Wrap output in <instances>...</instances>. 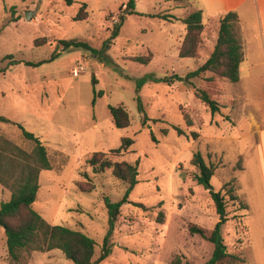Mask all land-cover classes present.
<instances>
[{
  "label": "rangeland",
  "instance_id": "rangeland-1",
  "mask_svg": "<svg viewBox=\"0 0 264 264\" xmlns=\"http://www.w3.org/2000/svg\"><path fill=\"white\" fill-rule=\"evenodd\" d=\"M129 1L0 0V66L5 69L0 72V115L10 120L0 121V135L30 150L32 142L18 127L22 124L40 137L52 164L40 173L34 207L50 223L80 229L94 238L97 259L109 228L103 198L118 201L128 188L111 170L95 173L87 163L89 155L103 151L113 161L138 162L139 182L121 207L111 237L112 253L97 264H171L175 256L205 264L214 244L189 228L215 227L220 215L210 190L222 187L235 188L240 196L227 200L229 220L222 236L231 251L250 241L244 253L253 264H260L256 249L264 239V199L258 169L249 165L248 170H239L257 141L256 132L249 135V127L264 125L259 102L264 99V67L247 52L240 80L225 82L218 96L220 111L213 116L194 95L193 86H200L201 79H192V86L178 77L203 64L213 50L217 20L211 22L210 16L216 14H203L207 30L202 57H182L179 49L186 25L181 19L198 7L189 0H134L137 14L128 13ZM84 3L89 16L77 20ZM119 21V34L112 38ZM43 38L46 43L40 44ZM73 38L89 42L97 53L62 47L61 54L50 60L58 40ZM150 53L148 62L132 59ZM40 61L44 62L28 64ZM164 77L169 80L155 79ZM95 89L103 94L93 103ZM119 104L130 114L128 127L115 125L109 105ZM126 136L134 144L120 153L112 151ZM197 151L214 167L210 188L194 178L198 168L192 159ZM10 197V189L0 184V205ZM242 202L248 208H242ZM7 262V237L0 226V264ZM28 264L75 263L62 250L53 249L32 252Z\"/></svg>",
  "mask_w": 264,
  "mask_h": 264
},
{
  "label": "trees",
  "instance_id": "trees-1",
  "mask_svg": "<svg viewBox=\"0 0 264 264\" xmlns=\"http://www.w3.org/2000/svg\"><path fill=\"white\" fill-rule=\"evenodd\" d=\"M72 2L73 0H68L69 4ZM128 6V13L138 14L134 0H130ZM88 16L87 4L84 3L76 14L75 19H86ZM122 18L123 15H121V21ZM181 20L186 25V34L180 45L179 55L182 57H202L201 45L205 32L202 9L189 11ZM121 21L114 25L112 38L117 37L119 34ZM40 41H42L40 44L46 43V38ZM243 43L244 37L239 14L236 10H230L219 21L218 36L214 49L210 52L206 61L195 70L188 72L185 77H178L179 80H185L192 86V79H201L200 86H193L194 95L205 103L213 116L220 111L218 96L222 94L225 82L236 83L240 80V67L244 60ZM62 47L64 49L84 47L97 53V50L85 40L77 38L60 39L58 40L57 49L52 53L50 60L57 58L61 54L59 48ZM10 56L8 55L6 58ZM151 58V53L145 57H132L133 60L146 62L150 61ZM43 62H28V64L39 65ZM4 70L0 66V72ZM155 79L157 81L169 80L168 77ZM93 83L94 85L97 83L95 76H93ZM140 86L141 81L138 83L137 92L140 91ZM95 94L93 103L96 101V96L102 95L103 92H97L95 89ZM137 100L139 109L142 110L141 97L138 96ZM109 109L117 127L124 128L130 125V114L123 105H109ZM184 116L187 117V124L192 125V120L187 115ZM148 119L145 114L144 121L146 122ZM0 121L9 122L10 120L4 115H0ZM18 127L21 129L23 136L32 142L30 150L10 138L0 135V184L11 191L10 199L3 201L0 205V226L4 227L7 237V264H28L32 252H46L53 249L62 250L66 258L72 260L75 264H97L104 260L112 253L111 237L115 230L121 207L128 202L131 191L139 182V163H131L126 160L113 161L103 151H95L87 157V163L95 173L111 170L113 176L128 184V188L120 200L112 201L106 195L103 198L108 210L109 228L103 240L101 253L95 259L97 242L94 238L80 229L52 224L35 209L34 204L40 189V173L42 170L51 169L52 164L47 147L40 137L34 132L28 131L22 124H18ZM174 127L180 134L184 133V130L179 126ZM163 132L167 133L168 130L165 128ZM151 135L156 140L153 132H151ZM134 142L135 140L132 137H123L121 145L112 151L120 153L122 150L128 149ZM192 163L198 168L194 178L198 183L210 188V180L214 175L213 165L205 160L200 151L194 153ZM90 188L92 189L94 186ZM235 190L232 187L227 190L225 187H222L219 191L210 190L215 208L220 215V220L213 229L209 230L198 224H192L189 228L192 234H197L214 244L212 256L205 264L247 263V257L242 247L231 251L222 236V227L229 220L227 200L240 199V196L235 194ZM137 205L145 207L141 203H137ZM241 207L248 208L245 202L241 203ZM171 264L191 263L188 261L183 262L180 256H175Z\"/></svg>",
  "mask_w": 264,
  "mask_h": 264
},
{
  "label": "crops",
  "instance_id": "crops-1",
  "mask_svg": "<svg viewBox=\"0 0 264 264\" xmlns=\"http://www.w3.org/2000/svg\"><path fill=\"white\" fill-rule=\"evenodd\" d=\"M189 1L193 4V7L197 6L198 9H202L203 14L206 12L216 14V16H210L211 22L213 19L217 20L216 24L213 25L215 26V34L218 33L219 21L221 17L230 10H236L239 14L244 37V60L241 63L240 68L242 70V67H244L243 64L247 59V52L250 54V59H259L260 62L258 64H261L264 67V0H209V2L206 0ZM206 30L207 26L205 25V32ZM214 42H216V36ZM259 102L262 104L261 107L263 108L264 99ZM253 132H256L257 137L254 151L245 157L242 169L239 171L242 172L243 170H248L249 165L255 166V168L258 169V185L263 193L264 199V125L258 124L256 128L251 125L249 127V135ZM254 177L256 178L255 175ZM262 206H264V200L262 202ZM249 242L250 241H248L247 244H244L245 242L242 244L241 247L243 250L248 247V244H250ZM257 245V259L260 264H264V239H260L257 242ZM246 257V264H253V260L249 259L247 255Z\"/></svg>",
  "mask_w": 264,
  "mask_h": 264
},
{
  "label": "water",
  "instance_id": "water-1",
  "mask_svg": "<svg viewBox=\"0 0 264 264\" xmlns=\"http://www.w3.org/2000/svg\"><path fill=\"white\" fill-rule=\"evenodd\" d=\"M26 16H27V18H30L31 13H30V12H27V13H26Z\"/></svg>",
  "mask_w": 264,
  "mask_h": 264
}]
</instances>
